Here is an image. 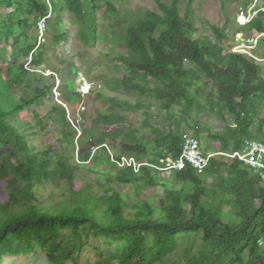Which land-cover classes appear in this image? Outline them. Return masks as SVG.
Instances as JSON below:
<instances>
[{
	"label": "trees",
	"instance_id": "1",
	"mask_svg": "<svg viewBox=\"0 0 264 264\" xmlns=\"http://www.w3.org/2000/svg\"><path fill=\"white\" fill-rule=\"evenodd\" d=\"M194 1L188 0L182 16L180 0H154L157 11L146 10L140 18L124 15L126 26L115 22L119 12L105 3L104 29L122 31L126 49L100 54L111 57L108 69L116 74L107 83L139 97L109 99L96 90L102 103L111 105L98 110L92 127L78 138L66 108L52 105L47 119L64 130L35 152L26 132L38 122L28 124L24 114L30 110L40 119L36 108L54 89L45 79L57 73L50 70L44 77L39 70L46 48L38 46V24L43 21L45 34L58 44L66 40L68 15L76 38L94 50L99 6L95 0H0V264L7 255L31 252L32 240L46 247L62 231L81 227L123 245L108 259L98 254L95 264H264V173L229 157L242 152L246 141L264 145L258 112L264 77L255 58L234 52L229 42L225 46L223 29L212 27L215 42L197 36ZM246 27L254 38L263 35L264 14ZM15 88L22 93L18 99ZM63 99L70 107L80 103L70 95ZM204 108L225 125L201 133L204 124L197 117ZM124 110L143 111L142 126L126 128ZM158 114L167 121L165 129L158 127ZM100 124L112 130L100 132ZM183 126L213 155L208 166L201 173L188 165L178 172L158 170L166 159L179 157L187 138ZM75 139L79 163L73 161ZM87 148L93 154L82 151ZM110 156L132 158L141 167L119 168ZM186 238L188 247L171 261ZM55 248L50 261L64 264L65 258L54 257ZM82 248L81 242L75 246L78 252Z\"/></svg>",
	"mask_w": 264,
	"mask_h": 264
},
{
	"label": "rangeland",
	"instance_id": "2",
	"mask_svg": "<svg viewBox=\"0 0 264 264\" xmlns=\"http://www.w3.org/2000/svg\"><path fill=\"white\" fill-rule=\"evenodd\" d=\"M99 8L97 11L98 21L101 25L98 28L97 45L94 50H90L84 47L76 38L77 26L70 22L69 16L65 15L63 22L68 28L66 34V40L54 44L52 37L45 34V31L39 29L40 36L44 39V43L41 46H45L44 63L43 68L39 69L43 71L42 75H50V70L56 73L55 77L46 78L45 84L48 86H54L53 96L47 98L44 101V105L36 108L40 119H37L33 113L28 110L25 112V121L28 124L37 123V127L34 130L26 132L30 137V141L33 144L35 152L42 149L50 142L51 138L58 137V131H63L64 128L57 122L47 119L51 106L62 105L66 108L67 120L76 128L77 138L84 134L92 127V121L97 117L98 110H106L110 105V100H106L102 103V100L97 97L96 90L102 89L107 98L112 99L118 97L123 100L135 102L139 97L136 93H123L114 90L108 80L114 75L111 72L110 60L111 57L104 58L100 54H110L113 50L120 53H125V46L122 42V31L118 28L106 33L103 23L105 24L104 6L105 3H110L119 12L115 18V22L126 26L128 21L123 19L124 15H129L131 18H140L141 14L146 11H157L154 0H95ZM165 3H169L171 0H162ZM188 0H180V12L184 15L186 4ZM193 9V26L197 31L198 37H207L212 42H215V35L212 31V27L223 29L227 37L226 45L228 42L233 47L234 52H240L248 58H255L261 68V75L264 77V37L260 39L259 43L257 37H252L247 32V24L257 19L260 14H264V0H195L192 6ZM114 18V14H112ZM44 24V23H43ZM115 25V24H114ZM120 28V27H119ZM40 72V71H38ZM12 95L15 98L22 96L20 89L15 88L12 91ZM70 95L77 97L80 103L76 106L70 107L64 105V96ZM196 111L193 112L195 114ZM258 112L260 117L264 118V103L258 105ZM120 114L126 116V122L124 126L126 128L131 127L138 129L142 126L144 120L143 111L133 113L131 111H120ZM157 114V112H153ZM83 116V117H82ZM55 114L52 115L54 119ZM157 122L159 128L165 129L167 121L165 117L158 114ZM197 121L203 122L202 132L207 134L204 129L211 127H219L225 125L215 114H211L208 108L201 109L199 111ZM231 122V118H229ZM154 124L153 120L151 122ZM18 126V125H16ZM44 127V128H43ZM163 127V128H162ZM18 129V128H17ZM187 133V137L193 136L192 129L183 126ZM22 129H20L21 131ZM112 130L111 127L103 126L100 124L99 131ZM38 132L36 137H33L32 132ZM142 134V131H139ZM216 131H211L210 135L217 136ZM98 135V133H97ZM76 138V139H77ZM76 139L70 140L75 146L73 161L79 163L81 156L80 150L78 152V144ZM94 140L92 141V143ZM245 144V143H244ZM204 149L205 143L201 144ZM218 147V144H215ZM244 150V146H243ZM242 150V151H243ZM83 152L89 155V152L93 154L92 148L83 149ZM113 152V151H112ZM113 154H115L113 152ZM90 160L89 158L87 159ZM88 163V162H86ZM154 172V169H152ZM155 173V172H154ZM165 175L167 173H164ZM98 180V177L95 178ZM0 187L3 185L0 182ZM128 187L122 188L121 191L129 190ZM4 198V194L0 191V199ZM81 242L82 250L79 252L75 249L77 243ZM199 239L196 240V244L193 246L194 250L199 247ZM56 247L54 250L55 258H65L64 264H95L101 258L98 254H102V259H108L111 254H114L117 250L123 246L119 242H112L103 237L94 236V232L91 228L81 227L77 231L64 230L60 233V236L56 240H51L46 247H42L36 240H32V250L29 253H22L20 255H7L4 264H53L50 259V250L52 247ZM188 247V239L178 247V249L170 256L171 261H175L182 255V251Z\"/></svg>",
	"mask_w": 264,
	"mask_h": 264
},
{
	"label": "built area",
	"instance_id": "3",
	"mask_svg": "<svg viewBox=\"0 0 264 264\" xmlns=\"http://www.w3.org/2000/svg\"><path fill=\"white\" fill-rule=\"evenodd\" d=\"M44 24H39V29L42 30ZM44 43L42 35L38 46ZM213 155L205 154L202 151L200 143L192 138H185L181 145V152L177 159L168 158L165 160L164 168L158 170L164 171H181L185 166H190L198 173H201L209 164V159ZM230 158H237L239 161L246 163L253 170L257 171L261 175L264 173V145L256 141H246L244 144V150L240 153H233L229 155ZM112 162L116 163L119 168H133L135 172L141 167L132 158L122 157L120 161H115L113 156H110Z\"/></svg>",
	"mask_w": 264,
	"mask_h": 264
},
{
	"label": "clouds",
	"instance_id": "4",
	"mask_svg": "<svg viewBox=\"0 0 264 264\" xmlns=\"http://www.w3.org/2000/svg\"><path fill=\"white\" fill-rule=\"evenodd\" d=\"M248 25V24H247ZM264 37V34L263 35H261V36H259V37H257V41H256V43H255V46H256V44L257 43H259V41H260V39L261 38H263ZM237 52V51H236ZM201 145V144H200ZM205 154H210V153H205ZM232 155V154H231Z\"/></svg>",
	"mask_w": 264,
	"mask_h": 264
}]
</instances>
